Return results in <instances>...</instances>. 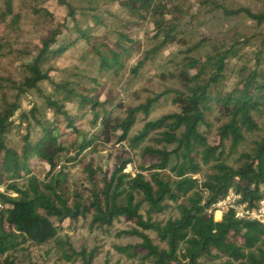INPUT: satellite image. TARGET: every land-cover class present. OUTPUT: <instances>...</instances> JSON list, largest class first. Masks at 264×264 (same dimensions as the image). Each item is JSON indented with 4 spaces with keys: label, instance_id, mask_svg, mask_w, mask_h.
Returning <instances> with one entry per match:
<instances>
[{
    "label": "trees",
    "instance_id": "1",
    "mask_svg": "<svg viewBox=\"0 0 264 264\" xmlns=\"http://www.w3.org/2000/svg\"><path fill=\"white\" fill-rule=\"evenodd\" d=\"M3 1L6 11L11 12L13 0ZM61 1L67 7L76 35L59 39V28L51 30L40 39V46L31 59L21 64L25 72L21 81L0 77V91L6 83L15 91L12 99L0 103V185L5 192L15 193V196L1 194L4 207L0 209V256L18 250L27 242L40 245L54 239L57 225L53 219L62 222L90 214L91 225H111L119 216L132 221L140 230L134 228L124 233L140 238L139 246L152 259L150 264H203L200 259L213 251L219 261L212 264H264V224L236 218L230 208L220 220L213 217V205L223 200L230 190L249 206L264 197V137L255 140L250 151L239 153L237 166L227 164L223 158L226 142L235 151L245 140L244 132L259 129L254 119V114L264 113V72L259 64L254 69L243 67L237 84L226 90L223 82L227 59L238 54L237 46L215 49L203 60L187 56L186 62L174 72L180 88H165L140 104L126 106L120 118L105 108V100H99L95 78L90 79L95 85L90 87L76 80L54 81L49 75L50 64L81 40L96 57L98 73L118 76L127 61L141 50L140 41L120 31L112 42L96 36L94 30L104 25L103 15L92 14L93 24L82 27L70 2ZM111 1L137 18H146L147 13L154 18L155 42L141 51L142 58L131 70L134 74L167 44L184 43L177 36L178 25L173 18H165L164 4L155 0ZM261 1L262 11L244 6H216L224 15L244 14L257 24H264V0ZM2 51L0 43V55ZM43 81L51 85L50 93L41 89L39 84ZM31 90L42 99V105L31 103L27 110H20L21 96ZM168 95L179 110L145 121L129 137L137 115L148 116ZM18 110L16 124L13 116ZM213 112L223 122L216 131L218 141L209 143L201 127L208 125L206 118ZM88 115L93 128L89 134L80 130ZM19 124L25 125L26 132L17 149L9 145L7 134ZM152 132H158L160 136L155 141L163 145L160 148L144 146L141 153L151 161L134 175L124 172L131 162L126 159L115 166L101 188H90L87 197L75 193V198L70 200L58 191L65 172L56 168L62 167L63 158L70 163L79 162L82 152L95 150L113 137L116 142L126 140L135 148L149 139ZM34 164L42 166L40 179L33 174ZM202 165L209 171L200 180L194 175L203 172ZM82 169L88 182L93 184L96 170L90 162L84 163ZM165 169L172 172V177L161 176L160 172ZM136 195L140 196L139 200ZM180 198H185V203L177 205L178 216L164 224L144 219L140 213L142 202L148 204L149 213L162 212L168 205L165 201L177 202ZM145 230L155 231L167 247L163 249L154 244ZM181 244H184L182 251ZM117 249L124 252L127 248ZM72 255H80L84 264L92 262V253L72 251ZM222 257L225 259L221 260ZM6 264L13 262L7 259Z\"/></svg>",
    "mask_w": 264,
    "mask_h": 264
},
{
    "label": "rangeland",
    "instance_id": "2",
    "mask_svg": "<svg viewBox=\"0 0 264 264\" xmlns=\"http://www.w3.org/2000/svg\"><path fill=\"white\" fill-rule=\"evenodd\" d=\"M67 1L74 7L75 17L82 27L93 24L92 14L103 15L104 25L94 30L96 36H103L112 42L116 38V33L120 31L140 41L141 50L127 61L118 76L98 73L96 57L81 40L50 64L49 75L54 81L76 80L90 87L95 86L94 82L90 81L91 78H95L98 82L97 89L100 90L99 100H105V108L111 109L114 116L122 118L124 107L140 104L146 97L165 88H180L174 72L186 62L184 59L187 56L203 60L215 49L237 46L238 54L227 59V72L223 82L226 90L237 84L239 72L243 67L254 69L259 64V68L264 72V24H257L244 14L224 15L216 6V4L226 8L244 6L252 11H262L261 0H155L158 4L165 5L167 12L164 16L173 18L178 25L177 36L182 38L184 43L167 44L153 60L147 61L139 68L137 74L131 70L137 60L142 58L141 51L149 49L155 42L153 16L147 13L146 18H137L111 0ZM175 7L179 9L175 10ZM72 26L73 21L67 15V7L61 0H13L11 12L6 11L4 1L0 0V43L3 46L0 55V77L21 81L25 75L21 64L29 61L37 52L40 39L57 27L60 30L59 39L74 37L76 34ZM39 85L45 93L52 91L47 81ZM14 94L15 91L6 83L0 91V103L5 99H12ZM31 103L42 105V99L33 90L21 96L20 110H27ZM20 110L13 116L16 124L19 122ZM178 110L171 95H168L160 100L148 116L142 113L137 115L136 122L129 131V137L135 135L145 121ZM89 118L90 115L80 125V130L88 134L93 130ZM254 119L259 129L251 133L244 132L245 140L235 151L230 149L229 142L225 143L223 158L227 164L237 166L239 153L250 151L253 142L264 137V113L254 114ZM206 121L208 125L202 126L201 130H205L209 143H216L218 141L216 131L223 119L218 113L213 112ZM25 132L24 124L15 125L7 134L9 145L19 149L22 144L21 136ZM159 136L158 132H152L149 139L135 148L126 140L116 142L113 137L95 150L82 152L79 162L70 163L63 158L60 162L62 167L56 168L57 171L62 169L65 172L58 191L70 200L75 198V193L87 197L90 188H101L103 181L110 178L115 166L126 159H130L131 162L124 172L134 175L143 164L151 161L150 157L141 153L144 146L160 148L163 145L155 141ZM86 162H90L96 170L93 184L88 182L87 174L82 169ZM202 169V173L194 175L200 180L203 174L209 171L205 165H202ZM41 171L42 166L34 164L33 174L36 178H42ZM160 173L163 178L172 177L169 169ZM146 176L148 177L147 174ZM136 197L140 199V196ZM165 203L168 205L164 211L149 213L148 204L142 202L140 213L144 219L150 218L151 221L164 224L168 219L178 216L177 205L185 203V198H180L177 202L167 200ZM216 213L213 212L214 220H220L222 214L216 218ZM53 221L57 225V235L54 239L40 245L27 242L18 250L0 256V264H6L7 259L12 260L13 264H84L82 257L72 255V251L92 253L91 264H150L152 260L146 257V251L139 246L141 240L138 236L124 233L134 228L140 229L123 216L117 217L111 225H91L90 214L76 220L66 218L62 222L55 219ZM144 232L160 248L167 247L155 231ZM117 247L127 249L121 252ZM183 247L184 244H181V251ZM66 255H69L70 259H67ZM224 259L225 257L221 258ZM200 261L203 264H212L219 261V257L213 251L210 256L202 257Z\"/></svg>",
    "mask_w": 264,
    "mask_h": 264
},
{
    "label": "built area",
    "instance_id": "3",
    "mask_svg": "<svg viewBox=\"0 0 264 264\" xmlns=\"http://www.w3.org/2000/svg\"><path fill=\"white\" fill-rule=\"evenodd\" d=\"M1 194L15 196V193L5 192L4 186L0 185V209L4 207L1 201ZM240 195L230 190L228 195L218 203L213 205L214 213L217 211L223 214L228 208L234 211V216L239 219L255 220L264 224V197L258 200L255 205L249 206L246 201H239ZM217 207V208H215Z\"/></svg>",
    "mask_w": 264,
    "mask_h": 264
},
{
    "label": "bare ground",
    "instance_id": "4",
    "mask_svg": "<svg viewBox=\"0 0 264 264\" xmlns=\"http://www.w3.org/2000/svg\"><path fill=\"white\" fill-rule=\"evenodd\" d=\"M220 216V212L216 213V218H218Z\"/></svg>",
    "mask_w": 264,
    "mask_h": 264
}]
</instances>
